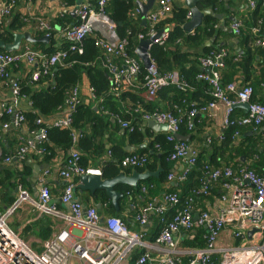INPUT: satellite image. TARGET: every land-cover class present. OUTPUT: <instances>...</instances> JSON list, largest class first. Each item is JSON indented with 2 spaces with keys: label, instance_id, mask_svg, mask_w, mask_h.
Segmentation results:
<instances>
[{
  "label": "built area",
  "instance_id": "obj_1",
  "mask_svg": "<svg viewBox=\"0 0 264 264\" xmlns=\"http://www.w3.org/2000/svg\"><path fill=\"white\" fill-rule=\"evenodd\" d=\"M109 1L90 0L89 3L79 5H68L65 2L68 6L63 5V8L71 6L69 9L75 19L74 24L59 30L62 39L68 44L67 50H57L50 56L30 47H24L13 53L0 52V80L9 77V67L24 63L28 68L32 66L37 68L30 76L31 82H37L42 75H47L51 68L58 65L64 66L69 53L82 54L83 40L92 36L94 46L103 53L101 63L110 76L111 90L119 93L124 86H131L133 79L140 72L139 62L135 57L128 55L126 40L119 39L116 34V26L107 14ZM148 1L137 0L136 2L146 5ZM154 1L155 8L152 11L141 16L140 9L136 6L131 16L138 17L140 22L144 21L147 28L145 35L137 36L139 41L152 39L151 46H162L170 36V29L158 31L155 26L172 14L174 0ZM18 2L19 0L3 1L0 6V24L10 17ZM247 7L253 10L255 2L250 1ZM189 18L188 12L186 19ZM34 27L35 33H41L49 40L51 28L46 20L37 19ZM240 27L241 22L234 20L231 29L235 36L239 34ZM258 30L257 27L254 28L253 33ZM255 45L264 46V40L257 39ZM223 57L224 53L210 54L201 62V66L204 70H208V73L201 72L197 79L204 80L211 86L212 90L209 92L211 100L199 107L191 106L186 113L188 128L193 127L194 118L199 113L215 112L212 116L215 117L216 112L221 108L224 115L222 128L231 125L254 128L263 126L264 104L251 101L253 94L251 86L239 88L236 81L225 87L221 86L219 69L222 67ZM115 59L121 60V64L117 65ZM19 79L11 83V97L8 104H1L2 115L10 118L8 123L3 124L4 128L10 126L18 128L25 121L23 112L17 109L20 99ZM142 86L149 101H153L159 90L168 86H174L181 91L189 89V85L174 73L159 74L152 61L146 69ZM260 89L264 98V83L261 84ZM230 94L234 95L232 99L229 98ZM78 102V87H74L65 100L60 117L37 118L35 124L40 128L29 131L31 139L24 145H20L11 156L3 157L0 148V160L3 159L4 163L9 164L13 160L23 163L26 157L32 154L41 158L44 154L41 145L46 140L49 129H72V113ZM243 104L246 106V112L238 120H233L231 117L234 108ZM134 112L139 114L145 122L154 121L166 126L165 140L172 147L166 160L170 163H181L183 166L180 172L169 173L167 181L174 184L183 182L195 163V155L192 152L189 153L187 143L176 139L181 123L180 118L158 110L147 113L137 108ZM113 117L122 128L132 131L127 122L120 117ZM79 138L80 134L71 132L73 146ZM222 140L223 137L219 136V141ZM257 159L258 157L254 155L249 161L256 162ZM79 160L80 153L75 148L71 149L58 171V177L63 181L59 200L66 206V212L60 211L51 203L50 190L43 183L44 180L39 185L36 198L29 197L21 187L17 188L16 201L4 213H0V264H181L183 256H188V264H264V168L260 171L261 173L256 172L249 161L237 165L236 168L205 167L200 188L191 191L190 195L184 198L182 210L172 217L152 241L146 242L143 232L130 231L125 222L115 217L103 218L95 207L84 206L79 201L75 196V179L83 175L100 174L99 170L84 169L80 166ZM147 164V157L139 154L127 155L119 162L122 168L132 169L142 168ZM44 175L47 176L48 172ZM215 184L221 188V194L218 197L221 206L218 212L216 214L195 213L193 206L195 197H206ZM141 191L144 193L145 187H142ZM23 202L32 206L39 215L52 217L62 224V229L43 243L41 253L32 251L8 227L9 218ZM179 204L178 195L164 194L159 205L146 204L134 221L143 227L147 222L146 214L152 210L163 224L167 209H174ZM198 228H205V246L200 249H179L175 234L179 230L192 232ZM226 230L230 232L232 244L225 242L222 238ZM249 232L251 234L248 236ZM136 248H143L145 251L131 263V255Z\"/></svg>",
  "mask_w": 264,
  "mask_h": 264
},
{
  "label": "trees",
  "instance_id": "obj_2",
  "mask_svg": "<svg viewBox=\"0 0 264 264\" xmlns=\"http://www.w3.org/2000/svg\"><path fill=\"white\" fill-rule=\"evenodd\" d=\"M65 1L68 4L74 3L73 0ZM136 1L137 0H110L107 5V14L116 26V34L118 38L126 40V51L128 55L135 58L136 56L134 52L139 41L137 36L139 34L145 35L147 30L146 27L141 26V22L138 17L134 18L131 16V13L137 6ZM253 1L255 2V8L253 10H249L248 7H246L244 13H247V19L239 20L241 22V27L239 34L236 35L238 36L240 45H243L244 47L243 53L240 56H230L226 54L225 57H223V68L221 69L222 71H220V83L221 86H226L227 84L236 81L234 79L238 72L243 76L242 83L238 84V86H251L253 89L251 101L264 104V98L261 96V90H259V88H261V84L264 83V76L260 74L261 77H256L257 70L255 69L257 66H262L261 72H264V46L255 45V41L257 39L264 40V0ZM186 14L187 12L185 10L174 9L169 18H166L159 24H156V29H160L166 23H172L174 28L170 31V37L164 45L151 46L149 50V57L158 73L163 74L173 72V70L177 69L179 76L189 85V89L186 91H181L174 86H168L159 90L157 95L160 100H165L167 95H171V101L168 104L169 110H159L171 113L180 118L181 123L178 133L181 136L191 135L194 137L196 117L194 118L193 127L191 129L188 128L186 117V113L191 108L190 103L193 102L190 101V98L197 95L201 99L198 103H195V105L198 107L205 105L211 100L209 92L212 88L206 81L196 78L197 75L201 73L200 68H198L199 60L196 57L188 61V64L194 65L193 72L185 73L184 64H186V57L178 53L176 50H169L171 44L175 47V41H177L178 38L183 40L185 36L181 26L185 23ZM73 23L74 19L68 15H65L63 19L58 20V25L62 29ZM23 26L24 23L21 19H19L17 15L13 14L9 23L4 20L0 24V41H3L4 43H11L13 41V34L22 31ZM256 27L259 30L258 32L253 33V29ZM212 34V28L206 25L204 28L198 29L192 36L187 35L184 38V42L190 45H197L200 44L203 37H210ZM40 37H42V34L37 33L33 38L36 40ZM26 45H28L31 49L39 50L47 56H50L57 51L53 46L52 30L50 31L48 44L35 42L33 44L26 43ZM82 47V54H78L76 52L69 53L64 66L58 65L51 68L50 72L47 75H42L37 82L30 81V76L33 70L27 72L28 75H26V73L25 76L22 79L20 78L18 82L20 97L27 96L30 104L29 109L23 111L25 118L23 125L27 126L28 131H35L40 128V126L35 124L36 119L39 117L50 118L60 112L64 108V103L65 100H67L69 93L74 87H77L80 84L82 77L86 76L89 83V89L92 90L91 94H93L96 100H100L101 102V110H98L99 113H97L91 110L88 106H84V101L80 96L79 90V102L75 107V111L72 113V129H49L47 131V138L41 145V148L44 150V154L41 158H44L47 162H49V160L54 157V153L57 149H61L66 152L75 148L80 153V166L87 169L89 168L88 161L92 159V155L100 156L105 152L103 144L101 142L95 144L93 139L96 134V130L98 132L100 127L107 130L110 126V117L102 113V107L105 111L110 114L112 113L111 115L120 117L124 122L129 124L132 131H127L129 132L130 142L133 144H140L143 142V135L139 130L138 123L141 118L140 115L134 112V109L140 108L143 112L147 113L153 112L155 109L153 110L151 107L141 104L138 106V99H136L137 96H134L132 100L134 105L131 107V110L125 111L128 112L125 116H122L124 112H119L117 106L110 107L111 103H115L116 101L118 102L125 96L131 95L128 94V92L123 93L124 90L122 88L119 93H115L111 90V80L105 77L107 71L103 68L101 63L103 53L99 48L94 46V37L89 36L85 38L82 42ZM67 48L68 44L63 40L60 49L67 50ZM214 51V49H206L203 56L218 54ZM0 52L9 53L2 49H0ZM115 63L120 65L121 60L115 59ZM140 73V77L144 78L145 70L142 67ZM37 86L38 88L36 89ZM186 103L187 105H190L186 109H183L186 107ZM237 109L239 108H235L238 115H235L234 113L232 116L233 120H238L242 115L241 111H237ZM2 116L3 117L0 118V123L3 126V124L10 121V118L5 115ZM261 127L258 128L260 129ZM243 128L251 129L253 132L259 130L258 128H254L252 126L242 128L232 125L228 126L222 131V141L217 139L212 140V138H210L211 144L208 145L207 149L210 148L213 151V154L209 161H207L202 154L195 155V163L189 170L186 179L178 185L175 184L177 188H181V194H179L177 190H174V186L172 191L165 192V194L178 195L180 197V204L174 209H167L164 220L167 219L166 216L168 214L167 222L170 221L177 212L182 210L184 198L190 195L191 191H195L200 188V181L205 175V167L213 169L221 168V166L235 168L238 164L241 165V157L246 160H250L254 155H256L258 159L253 169H255L256 172L261 173L260 171L264 168V142L261 139H257V141H250L251 137L245 136L241 139V135H243ZM88 130L89 132L87 133ZM73 131L80 134V138L74 146L71 141V132ZM235 133L238 134V138L235 136ZM102 135V131H99L98 136ZM156 145L158 147H156ZM171 148V144L165 140V135H158L150 142L147 149L144 150V154H140L147 157L148 164L146 166L137 169L122 168L119 165V162L122 158L127 156V154L120 155L117 159L113 157V160H116V162H107V164L103 165V178H113L122 171L126 174L130 173L132 170L140 173L145 171L155 172L158 168H160V173L156 178H150L146 181L139 182L137 188L135 189L122 185L114 187L116 192L122 194L121 200H124V202L128 203V205H133L139 201H142V204L143 202L145 204L153 203V199L163 192L161 187L167 182V176L172 170L171 163L166 160ZM225 151H228L229 153L233 152L234 155L229 154L228 158H226L224 157ZM112 154V156L117 154L116 149L112 152ZM35 156L39 158V156ZM234 158L239 160L236 161ZM76 180L78 179H75V181ZM142 187H145L144 193L141 192ZM212 190H210L209 195L206 197L201 196L202 199L212 197ZM95 196L102 205L103 211L105 209V212L110 216L117 214L111 206L105 192L98 191ZM123 222L127 224L125 220ZM194 232L195 236L192 240H188L186 238L183 239V249H200L205 246V240L203 237L205 231L199 228L194 230ZM153 239L154 238H151L149 241H152ZM144 251L145 250L143 248H136L131 255L130 262L132 263L137 257L142 255ZM188 261V256H184L181 264H188Z\"/></svg>",
  "mask_w": 264,
  "mask_h": 264
},
{
  "label": "crops",
  "instance_id": "obj_3",
  "mask_svg": "<svg viewBox=\"0 0 264 264\" xmlns=\"http://www.w3.org/2000/svg\"><path fill=\"white\" fill-rule=\"evenodd\" d=\"M3 1L4 0H0V6L3 4ZM89 1L90 0H82L81 3L86 4L89 3ZM186 1L187 0H174L173 2L174 9H182L188 13L189 10L186 7ZM250 1L253 0H226V1L206 0L205 5L200 4L199 6V9L201 11L207 10L205 14H203L202 16L201 25L196 27L194 31L191 33L185 32L182 28L184 24L190 21L189 20L190 18L187 20L185 17V23L181 26V29L185 34L184 38L187 35L192 36L198 29H202L206 25H208L213 30V34L210 37L208 36L203 37L200 44L197 45H190L188 43H185L184 38L183 40L178 38V40L175 41V47L173 44L170 43L171 44V46L169 47L170 51L176 50L178 53L186 57V62H185L186 64H184L185 73L193 72L194 65L188 64V61L192 60L194 57H196L199 60L198 68H200L201 72L208 73V71L204 70L203 67L201 66L202 60L210 56V54L203 56L206 49H210V50L214 49L215 53H224V57L226 54L230 56L242 55L244 47L243 45L242 46L240 45L238 36H235L233 34L231 25L234 22V20L236 21V20L247 19V15H246L247 13H244V10L246 9ZM65 2H66L65 0H19L16 8L12 12V15L6 19V22L9 23L11 21V17H13V14L17 15L18 18L21 19V21L24 23L22 31H20L19 33L28 32L31 34V37L33 38L34 35L37 34L34 32L35 21L37 19L46 20L52 30V41L54 44L53 45L54 49L60 50L63 39L61 37V34L59 33L61 27L58 25V20L63 19L65 15L71 16L74 19L69 9V7L71 6L65 9L63 8V5L68 4L67 2H66L67 4ZM68 5H77V4L74 1L73 4H68ZM154 8H155V1L153 0L152 5L150 6L149 9H147V12L152 11ZM74 23H75V19H74ZM70 25L72 24H69V26ZM141 26L145 27V25H142V23ZM165 28H169L171 31L173 30L174 25L172 23H166L163 27L157 30L161 31L162 29ZM27 44H33V43H27ZM46 44H48V41L46 42ZM24 47H29V46L26 45V43L22 42L18 50H22ZM136 59L139 62L140 72L142 67L145 70V74H146V69L142 66V63L139 61L137 57ZM222 63H223V59H222ZM34 68L36 67L32 66L28 68L24 63L18 64L17 66L9 67L8 69L9 77L7 79L0 80V118L3 117L1 104L3 103L8 104L9 99L11 97L12 81L19 78L22 79L27 72L34 70ZM222 68L223 65L219 69V75H220V71H222L221 70ZM255 69L257 70L256 77H261L260 74L264 76V72H261L262 66H257ZM140 72L133 79L132 83L130 84L131 85L130 87H128L129 85L123 87L124 90L123 93L128 92V94H130L131 96H125L118 102L116 101L115 103H111L110 107L117 106L119 112L120 111L124 112L122 116H125L128 113L125 111L131 110V107L134 105V102H132L134 96H137L136 99H138V106H140L141 104V105L149 106L153 110L154 109L169 110L168 104L171 101L170 99L171 95H167L165 100H160L158 95L153 101H149L146 98L142 86L143 78L140 77L141 75ZM172 73H174L179 79H182L179 76L177 69L173 70ZM26 75H28V73ZM105 75L107 79H110V76L108 74ZM234 80H236L238 84H241L243 80V76L237 72ZM77 87H78V91L80 90V96L84 101V106H88L94 112L99 113L98 110H101V106H100L101 102L100 100H96L93 94H91L90 92L91 89H89V83L88 80L86 79V76L82 77V81ZM37 88L38 86L36 87V89ZM239 88L242 87L239 86ZM259 90L261 89L259 88ZM200 99L201 98L197 95L192 96L190 98V101H193L192 103H190L191 106L195 105V103H198ZM189 105H187L186 103V107L183 109H186ZM235 108H239L237 109V111H241L242 114L246 112V106L244 104L236 106ZM235 108L233 114L235 113V115H238ZM17 109L22 112L29 109V99L27 96L20 97L17 103ZM62 112L63 109L60 112L53 115L52 118L60 117ZM102 113L110 117L109 118L110 126L108 127L107 130H105L103 127H100L98 129V132L102 131L103 133L102 136H98V132L96 130V134L93 137V139L95 144L100 142L103 144L104 146L103 149L105 152L102 153V155L100 156L92 155V159L88 161L89 168L91 169L93 168L95 170L101 171L104 168L103 166L104 164H107V162H116V160H113V157L117 159L118 157H120V155L144 154V150L147 149L150 142L156 136L165 135V131H153L147 128V122L140 119L138 123H139V130L143 135V142L140 144H133L130 142L129 132L126 129L122 128L118 123H116V120L113 117L114 115H111L112 113L110 114L109 112L105 111L103 107H102ZM214 113L215 112H210L208 114L199 113L196 116V123H195L196 127L194 131L195 136L194 137L191 135L182 136L189 138L188 141L186 142L183 141V142L187 143L192 153L194 155L202 154L207 161L210 160L213 151L210 148L207 149L208 144H206V139L212 138V140H215L219 136V134H221V130L223 126V118H224L223 109L222 108L219 109L216 112V116L212 117ZM88 132L89 130L87 131V133ZM243 136L251 137L250 141H257V139H261L264 142V126L261 127L256 132H253L251 129L248 128H243V135H241V139L243 138ZM30 139H31V135L28 131L27 126L22 125L18 128L10 126L8 128H4L0 123V148H1V152H3L2 154L3 157L13 155L15 151L20 147V145H24ZM115 149L117 151V154L112 156L113 155L112 152ZM69 153L70 151L64 152L61 149L60 150L57 149L56 152L54 153V157L50 159L49 162H47L44 158H37L33 154L27 156L23 163H17L16 161L13 160L11 161V163L6 164L4 163L3 159H1L0 160V213H4L5 210H7L10 206L13 205V203L17 198L16 191L17 188L19 187H21V189L25 191V193L29 197L34 198L38 193L39 185L42 180H44L43 183L47 185L50 190L51 203L55 205L60 211L66 212V206L61 204L59 200L63 187V181L58 177V171L62 167L63 162L65 161ZM229 154L234 155L233 152L229 153L228 151H225L224 157L228 158ZM234 159L236 161L239 160L237 158ZM240 160H241L240 162L241 164H244L249 161L244 159L243 157H241ZM249 162L253 164V168H254L256 162H254L253 160ZM171 167L172 170L170 171V173L171 172L178 173L183 169L181 163H171ZM134 171L135 170H132L130 173L127 174L124 173L123 171L122 172L125 175L129 176ZM45 172H48L47 176L44 175ZM78 183L79 180H76L75 185ZM173 186H174V190H177V192L181 194L180 187L177 188L173 182L171 183L167 181L161 187L163 192H161L158 196H156L153 199L152 204L154 206L159 205L165 192L172 191ZM34 190H36V192H34ZM95 194L92 196L86 192H80L78 190L75 191V196L84 206L95 207L98 213L100 214V216H102L103 218H113L111 216H114L115 218L120 219L122 221L125 220L127 222V224L126 223L125 224L127 225V228L130 231H133L135 233L143 232V238L146 242H148L151 238H155L157 234L161 232L162 228L166 224H168V222H170V221L167 222L168 220V214H167L166 216L167 219H165L164 223L162 224L159 216H157L151 210L146 214L147 216L146 224L143 227L139 226L134 221V218L136 217L137 214L141 213V211L146 206V204L144 202L142 204L141 203L142 201H139L134 203L133 205H128V203H125L124 200H121L122 197L118 201L117 209L112 206L111 201L108 198L111 206L115 210V213H117L116 215L110 216L108 215V213L105 212V209L103 211L102 205L97 200ZM220 194H221V188L218 184H216L215 186H213L212 197L202 199L201 196H196L193 201L194 212L195 213L208 212L210 214H216L218 212L217 210L219 206H221V204H219L218 202V197L220 196ZM97 204L100 205L99 209L97 208ZM195 218H197V216H195ZM8 227L18 236L20 240H22L25 244H27L32 251L36 253H41L43 250V243L46 240H49L55 233L60 231L62 229V224L52 217L39 215L32 206L23 202L13 212L12 216L8 221ZM201 229L205 231V228H201ZM194 236H195L194 231L187 232L184 230H179V232L175 234V239L177 240L176 243L178 245V248L183 249L182 246H183L184 238L188 240H192ZM222 238L225 242H228L229 244L233 243V240L230 238V232L228 230L223 232ZM152 256L155 255L152 254Z\"/></svg>",
  "mask_w": 264,
  "mask_h": 264
},
{
  "label": "water",
  "instance_id": "obj_4",
  "mask_svg": "<svg viewBox=\"0 0 264 264\" xmlns=\"http://www.w3.org/2000/svg\"><path fill=\"white\" fill-rule=\"evenodd\" d=\"M77 5H79L82 0H74ZM226 1V0H223ZM206 0H187L186 1V7L189 10L190 13V21L188 23L183 25V30L187 33H191L194 31V29L201 25V20L203 14H205V11H201L199 9L200 4L205 5ZM153 0H149L146 5H142L140 3H136L137 6L140 9L141 16H144L147 12V9L150 8L152 5ZM142 25H145V22H141ZM156 38V37H155ZM153 38V39H155ZM48 39L44 36L40 37L39 39H33L31 37V34L28 32L24 33H15L13 34V41L11 43H4L3 41H0V49L6 51V52H16L18 51L19 47L21 46L22 42L24 43H44ZM151 41L152 39H144L140 40L137 43L136 49H135V55L139 59V61L142 63V66L147 69L151 65L150 57H149V49L151 47ZM208 71V70H206ZM147 128L153 130V131H165L166 126L164 124H157L154 121H147ZM177 140L179 141H188V137H182L179 134L176 135ZM190 153L192 152L189 149ZM103 171H100V174L96 175H83L78 180L79 183L75 185V191L80 192H86L90 195H94L98 191L105 192L106 196L110 199L111 204L116 209L118 208V201L122 197V194L116 192L114 190V187L117 185H124L129 188H137L138 182L146 181L150 178H156L160 173V168H158L155 172L145 171V172H132L131 175H125L123 172H120L117 176L113 178H103ZM36 192V190H34ZM38 193L34 198H36ZM97 208H100V205L97 204ZM251 234V232L248 233V236Z\"/></svg>",
  "mask_w": 264,
  "mask_h": 264
},
{
  "label": "clouds",
  "instance_id": "obj_5",
  "mask_svg": "<svg viewBox=\"0 0 264 264\" xmlns=\"http://www.w3.org/2000/svg\"><path fill=\"white\" fill-rule=\"evenodd\" d=\"M137 3V2H136ZM151 48V47H150ZM19 51V50H18ZM17 52V51H16ZM9 53H13V52H9ZM223 87H225V86H223ZM239 87V86H238ZM230 96H232V97H234V95H232V94H230L229 95V98L230 99H232ZM158 111H160V110H158ZM162 112V111H161ZM151 113V112H150ZM244 114V113H243ZM242 114V115H243ZM139 115V114H138ZM241 115V116H242ZM232 116H233V114H232ZM141 118V117H140ZM232 118V117H231ZM246 127V126H245ZM240 128H242V127H240ZM224 129H226V128H222V130H221V134H222V131L224 130ZM259 129V128H258ZM166 131V130H165ZM179 134V133H178ZM221 134H219V136H221ZM219 136L216 138L217 140H219ZM237 138H238V134H237V136H236ZM177 139V138H176ZM208 141H209V143H208ZM183 142V141H182ZM206 144H211V140L210 139H206ZM189 153H190V151H189ZM239 165V164H238ZM242 165V164H241ZM236 168V167H235ZM93 169V168H92ZM142 192V191H141ZM16 194H17V191H16ZM17 199V198H16ZM16 201V200H15ZM10 219V218H9ZM9 221V220H8ZM199 229V228H198Z\"/></svg>",
  "mask_w": 264,
  "mask_h": 264
}]
</instances>
